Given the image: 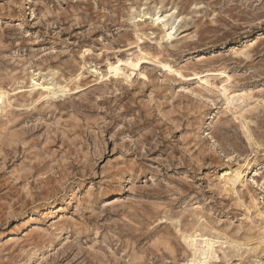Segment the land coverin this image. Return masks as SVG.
<instances>
[{
  "label": "rangeland",
  "instance_id": "374dc122",
  "mask_svg": "<svg viewBox=\"0 0 264 264\" xmlns=\"http://www.w3.org/2000/svg\"><path fill=\"white\" fill-rule=\"evenodd\" d=\"M1 91L0 264H264V0H0Z\"/></svg>",
  "mask_w": 264,
  "mask_h": 264
},
{
  "label": "bare ground",
  "instance_id": "6f19581e",
  "mask_svg": "<svg viewBox=\"0 0 264 264\" xmlns=\"http://www.w3.org/2000/svg\"><path fill=\"white\" fill-rule=\"evenodd\" d=\"M159 21H163L165 23V20H163L164 18L162 16H159L158 18H156ZM167 24V23H166ZM174 35V26L173 24L171 25V28H168L167 30V37L172 38ZM121 62V61H120ZM126 63V62H125ZM128 63V62H127ZM130 65H132L133 67H136L137 65L134 64V62L130 61L129 63ZM115 73H120L121 71H123L122 66L121 65H116L111 67ZM50 89V88H49ZM52 92V91H51ZM56 93V92H55ZM5 98H6V93L5 92H0V110L2 109V106L5 103ZM240 102V101H239ZM232 104V103H231ZM242 178V172L240 170H237L236 174L234 175L233 178H231V181L233 182V184H236L238 182H240ZM190 243L194 248V252L195 255L197 257L200 256L202 258V260H205L209 257V255H211V253L213 252L214 249V244L215 242L212 239L209 238H203V239H197V237H192L190 239ZM195 257V258H196ZM194 258V259H195Z\"/></svg>",
  "mask_w": 264,
  "mask_h": 264
}]
</instances>
